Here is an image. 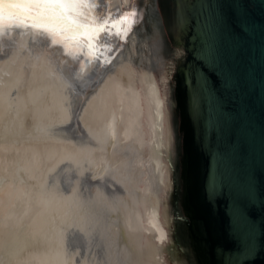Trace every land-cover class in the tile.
Masks as SVG:
<instances>
[{
	"label": "bare ground",
	"instance_id": "1",
	"mask_svg": "<svg viewBox=\"0 0 264 264\" xmlns=\"http://www.w3.org/2000/svg\"><path fill=\"white\" fill-rule=\"evenodd\" d=\"M134 7L0 0V264H180L168 66Z\"/></svg>",
	"mask_w": 264,
	"mask_h": 264
},
{
	"label": "water",
	"instance_id": "2",
	"mask_svg": "<svg viewBox=\"0 0 264 264\" xmlns=\"http://www.w3.org/2000/svg\"><path fill=\"white\" fill-rule=\"evenodd\" d=\"M162 48L180 264H264V0H134ZM1 29V28H0Z\"/></svg>",
	"mask_w": 264,
	"mask_h": 264
},
{
	"label": "rangeland",
	"instance_id": "3",
	"mask_svg": "<svg viewBox=\"0 0 264 264\" xmlns=\"http://www.w3.org/2000/svg\"><path fill=\"white\" fill-rule=\"evenodd\" d=\"M116 4V3H115ZM115 6V5H114ZM114 9V7L112 6L111 8H110V11H112ZM106 14V13H105ZM106 30H107V27H106ZM105 41H106V37L104 38V43H105ZM173 66H170V70H169V72H170V76H169V80L171 79V75H172V72L174 71V69L172 68ZM85 81L83 82V83H81V85L78 87V92L79 93H81L82 91H84V89H85V86H86V84H87V82H88V77L86 78V79H84ZM87 100V99H86ZM67 137V136H66ZM68 141H70V142H74L75 144H76V142L73 140V139H68Z\"/></svg>",
	"mask_w": 264,
	"mask_h": 264
},
{
	"label": "snow or ice",
	"instance_id": "4",
	"mask_svg": "<svg viewBox=\"0 0 264 264\" xmlns=\"http://www.w3.org/2000/svg\"><path fill=\"white\" fill-rule=\"evenodd\" d=\"M42 19H44V20H53V19H55V17L54 16H47V17H42Z\"/></svg>",
	"mask_w": 264,
	"mask_h": 264
}]
</instances>
